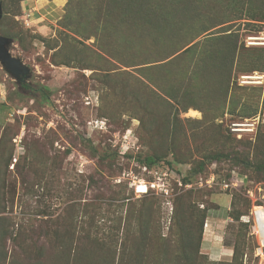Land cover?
Instances as JSON below:
<instances>
[{"label": "rangeland", "instance_id": "rangeland-1", "mask_svg": "<svg viewBox=\"0 0 264 264\" xmlns=\"http://www.w3.org/2000/svg\"><path fill=\"white\" fill-rule=\"evenodd\" d=\"M131 1L0 0L4 264H264V0Z\"/></svg>", "mask_w": 264, "mask_h": 264}, {"label": "trees", "instance_id": "trees-1", "mask_svg": "<svg viewBox=\"0 0 264 264\" xmlns=\"http://www.w3.org/2000/svg\"><path fill=\"white\" fill-rule=\"evenodd\" d=\"M123 7L125 6H130L132 8V11L134 12L131 17L134 19L133 26V35L134 39L138 42H143L146 45H148V40L151 38V27H152V9L150 7V2L149 0H134L128 3H123ZM168 19L167 17L159 16L157 18V25L161 26L164 24H167ZM125 32L127 31L126 28L124 30ZM126 35V34H125ZM6 38V37H5ZM126 39V37H125ZM189 50V49H188ZM186 50L184 53L188 52ZM44 93V92H43ZM141 163L145 165V167H152L156 163V159L153 157H147L143 160H141ZM204 166L200 165V170H202ZM234 178V174H231V177L225 181V183L231 182V180ZM185 183L190 181L188 178H184ZM56 245V244H55ZM194 248L198 249L200 248L201 245V237H198L196 239V242L194 240L193 242ZM53 247V245H51ZM56 249V247H53ZM201 253H198L194 259H189L187 255L183 257L182 260H179L177 264H205L204 262H208V260H202L200 257ZM5 258L3 257L2 254H0V264H4ZM202 262V263H201ZM18 264H23V262H19ZM154 264H173V259L170 257V252H167L164 254L162 260L156 261Z\"/></svg>", "mask_w": 264, "mask_h": 264}, {"label": "water", "instance_id": "water-1", "mask_svg": "<svg viewBox=\"0 0 264 264\" xmlns=\"http://www.w3.org/2000/svg\"><path fill=\"white\" fill-rule=\"evenodd\" d=\"M2 13V7L0 5V22L2 19ZM8 43L9 39L1 36L0 34V61L4 63L6 68L14 75L25 76L27 74V70L21 66V63L17 59L11 57L8 51Z\"/></svg>", "mask_w": 264, "mask_h": 264}, {"label": "built area", "instance_id": "built-area-1", "mask_svg": "<svg viewBox=\"0 0 264 264\" xmlns=\"http://www.w3.org/2000/svg\"><path fill=\"white\" fill-rule=\"evenodd\" d=\"M235 177L231 180L229 183H225L223 186L225 189H229L230 187H235L237 183L235 182ZM263 206H259L261 208ZM251 234L254 236L258 242L259 246V253L263 252L264 250V231L261 229V226L258 222V219L256 218V210H254V219H253V225L251 227Z\"/></svg>", "mask_w": 264, "mask_h": 264}, {"label": "bare ground", "instance_id": "bare-ground-1", "mask_svg": "<svg viewBox=\"0 0 264 264\" xmlns=\"http://www.w3.org/2000/svg\"><path fill=\"white\" fill-rule=\"evenodd\" d=\"M192 114H195V111H191ZM146 189V186L142 185L139 186V192H144ZM256 218L258 219V222L261 226V229L264 231V207H256ZM264 258L263 252H261V255Z\"/></svg>", "mask_w": 264, "mask_h": 264}, {"label": "crops", "instance_id": "crops-1", "mask_svg": "<svg viewBox=\"0 0 264 264\" xmlns=\"http://www.w3.org/2000/svg\"><path fill=\"white\" fill-rule=\"evenodd\" d=\"M226 251L228 252V250H224V252H220V255H224Z\"/></svg>", "mask_w": 264, "mask_h": 264}]
</instances>
